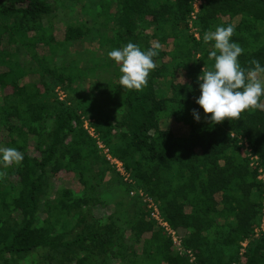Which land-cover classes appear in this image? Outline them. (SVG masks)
I'll list each match as a JSON object with an SVG mask.
<instances>
[{"label": "trees", "instance_id": "obj_1", "mask_svg": "<svg viewBox=\"0 0 264 264\" xmlns=\"http://www.w3.org/2000/svg\"><path fill=\"white\" fill-rule=\"evenodd\" d=\"M195 1L0 0V147L24 157L0 164V264H264L263 185L239 144L264 173V109L213 124L195 102L206 31L234 26L240 65L264 67V0H201L191 32ZM128 42L160 45L142 91L107 55Z\"/></svg>", "mask_w": 264, "mask_h": 264}, {"label": "clouds", "instance_id": "obj_2", "mask_svg": "<svg viewBox=\"0 0 264 264\" xmlns=\"http://www.w3.org/2000/svg\"><path fill=\"white\" fill-rule=\"evenodd\" d=\"M235 28L232 25L218 26L214 31H206L203 41L212 42L213 49L208 59L214 61L211 69L204 67L198 77L200 96L196 103L210 116V123L220 124L224 120L239 119L246 110L264 109V67L259 60L252 59L251 68L240 65L238 58L243 48L231 40ZM157 43L147 50L132 42L107 53L108 57L119 65L121 73L119 83L123 89L142 91L148 84L150 72L156 68L154 57L159 55ZM195 120L200 115L194 109ZM230 135V134H229ZM23 153L16 148L0 147V164L4 168L19 165ZM0 172V177L6 176Z\"/></svg>", "mask_w": 264, "mask_h": 264}, {"label": "built area", "instance_id": "obj_3", "mask_svg": "<svg viewBox=\"0 0 264 264\" xmlns=\"http://www.w3.org/2000/svg\"><path fill=\"white\" fill-rule=\"evenodd\" d=\"M200 5H201V0H196L195 3L193 4V11L190 13V16H189L190 17L189 28L191 32H194V29L192 28V21L195 20L196 14L198 12ZM194 37L198 38V35L194 34ZM56 96H57V99L61 102L65 100V95L64 93L60 91L59 88L56 89ZM83 123H84L83 124L84 129L87 131V133L91 136H94V130L91 127L90 122L87 120L85 121L83 120ZM97 144H98V147L102 150V153L105 156L106 161L109 163L111 167L114 168L116 173L121 177V181L123 183L127 182L128 184L129 183L133 184V182H131L129 178V174L125 171L123 164L118 159L113 158L108 152V150L104 148V146L100 142H98ZM239 144L240 146H242V152L246 155V157L248 158L250 162V167L256 170L257 180L260 181L263 185V195H262L261 206L259 210V223L253 231V237L258 238L259 236L264 234V173H263L262 168L258 166V157H256L255 155L251 153L250 149L248 148L247 143L240 142ZM133 194L134 193H131V195ZM137 194H138V197L142 200V202L146 205L147 210H149L150 217L153 219L156 226L163 230V232L170 238L174 246L177 247L178 252H181L182 251L181 246H180L181 241H180L179 236L177 235L176 231L173 230L168 225V223L163 219L162 214L159 211L157 205L154 203V201L140 190L138 191ZM246 245H247V241L241 244L240 254L244 252V248L246 247Z\"/></svg>", "mask_w": 264, "mask_h": 264}, {"label": "rangeland", "instance_id": "obj_4", "mask_svg": "<svg viewBox=\"0 0 264 264\" xmlns=\"http://www.w3.org/2000/svg\"><path fill=\"white\" fill-rule=\"evenodd\" d=\"M69 181L71 182V179H69Z\"/></svg>", "mask_w": 264, "mask_h": 264}]
</instances>
